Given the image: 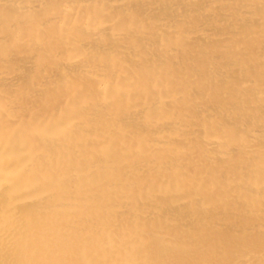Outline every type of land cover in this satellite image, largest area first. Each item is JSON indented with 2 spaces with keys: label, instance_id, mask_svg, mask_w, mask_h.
<instances>
[{
  "label": "bare ground",
  "instance_id": "obj_1",
  "mask_svg": "<svg viewBox=\"0 0 264 264\" xmlns=\"http://www.w3.org/2000/svg\"><path fill=\"white\" fill-rule=\"evenodd\" d=\"M0 264H264V0H0Z\"/></svg>",
  "mask_w": 264,
  "mask_h": 264
}]
</instances>
